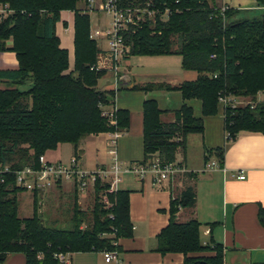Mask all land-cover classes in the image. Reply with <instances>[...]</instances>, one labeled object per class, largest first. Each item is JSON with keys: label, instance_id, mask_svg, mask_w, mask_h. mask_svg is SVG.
Returning <instances> with one entry per match:
<instances>
[{"label": "trees", "instance_id": "16d2710c", "mask_svg": "<svg viewBox=\"0 0 264 264\" xmlns=\"http://www.w3.org/2000/svg\"><path fill=\"white\" fill-rule=\"evenodd\" d=\"M79 1L83 0H0V5L13 11L0 22V53L11 50L18 61L16 70L0 71V79L10 84L0 90V164L13 172L28 166L38 168V158L59 144L77 146L86 136L123 132L129 127L126 110H116L114 126L102 116L101 107L113 104L114 92L96 88L105 72L92 69L99 49L91 38L89 16L77 11ZM149 1V9L156 15L123 33L129 49L126 56H181L183 69L195 71L198 77L177 90L185 101L199 100L204 117L218 113L219 94L255 101L257 94L264 92V14L233 21L232 9L222 12L207 0H119V4L144 7ZM256 3L264 8V0ZM61 11L75 12V58L69 73L67 51L60 48L55 34ZM9 40L10 49L6 45ZM252 104L221 106L224 130L230 136L227 142L241 131L264 135V102ZM160 114L155 101L143 104L141 162L157 155L164 163H173L177 149L185 147L186 137L203 133V120L195 118L187 105L173 124H161ZM224 151L217 150L219 167ZM4 179L0 184V262L15 253L22 254L26 264H58L57 253L119 252L113 242L132 236L126 191L108 196L113 207L107 211L98 202V194L108 186L97 182L96 203L86 227L82 225L87 214L75 203L71 228L57 229L46 226L35 210L31 218L20 219L16 194L21 191L14 186L15 175L7 174ZM195 202L191 187L171 202L170 222L158 235L156 250L183 254L184 264H224L220 245L201 243L198 221L178 223L175 219L179 208H193ZM110 213L113 219L108 217ZM259 221L264 226V208L259 210ZM209 251L214 255L194 256Z\"/></svg>", "mask_w": 264, "mask_h": 264}, {"label": "crops", "instance_id": "0c3cea01", "mask_svg": "<svg viewBox=\"0 0 264 264\" xmlns=\"http://www.w3.org/2000/svg\"><path fill=\"white\" fill-rule=\"evenodd\" d=\"M102 1L94 0L92 11L88 9L86 0L77 4V11L80 14H87L90 18V34L95 31L92 29L93 26L102 24L104 20L103 13L97 10ZM207 1L211 7L232 9L234 21L259 18L264 14V8L258 6L256 0ZM74 19L75 12L61 11L60 20L55 25L60 48L66 50L68 54L69 69L66 73L74 68ZM91 38L99 49L95 66L99 71L105 72L98 80L96 88L100 91L114 92L113 104L107 106L108 109L113 107L129 113V127L121 132L117 139V157L122 164L139 163L144 159L143 104L146 101L157 103L161 111L159 120L163 125L175 123L179 110L183 105H187L193 109L195 118L203 120L204 130L202 134L188 135L185 147L177 149L175 154V162L184 165L193 175L188 173L176 176L162 186L155 185L150 176L139 180L135 176L125 175L118 184L117 191L129 193V217L132 225V236L117 241L118 262L106 263L102 252H89L70 253V264H184L183 254H161L156 249L158 235L170 222L171 202L179 199L183 191L189 187L193 188L196 196L195 206L179 208L175 215L176 221L178 223L198 221L201 243L209 246L220 245L224 249V264H264V226L259 221V210L264 208V135L241 131L234 140L227 142L223 108L219 106L215 116L204 117L201 102L185 101L181 92L177 90L186 82L196 81L198 77L195 71L183 69L181 56L177 54L126 56L115 74L108 55L107 38ZM97 38L105 43V47L99 46ZM6 45L10 49L12 41L9 40ZM124 64L126 66L123 72H120L121 65ZM17 68L18 61L13 51L0 53V71H13ZM9 86L7 80L0 79V90ZM134 87H151V90H133ZM238 98L245 105L264 102V92L258 93L255 101L249 97ZM111 135L110 132L89 135L81 139L77 146L59 144L56 149L47 151L44 156L51 163H68L75 156L79 166L86 171L106 168L112 163V158L107 153ZM194 136H197L195 138H198L196 140L202 147L203 166L198 170L191 166L187 155L188 146ZM222 148L225 151L221 167L205 171L207 164L213 161L218 163L217 150ZM89 158L95 161L93 166L89 165ZM239 175H244L245 179H238ZM63 193L68 196L74 194L82 206L91 197L95 200L92 187L86 192H79L72 182H64L48 191L36 193V197L50 198ZM34 194L19 192L18 197L30 200ZM28 195L29 197H26ZM29 205L27 203L26 206ZM81 211L86 212V208L82 207ZM18 213L20 214V207ZM213 255L214 253L209 251L194 256ZM0 264H26V260L22 254H8Z\"/></svg>", "mask_w": 264, "mask_h": 264}, {"label": "built area", "instance_id": "2783aa9c", "mask_svg": "<svg viewBox=\"0 0 264 264\" xmlns=\"http://www.w3.org/2000/svg\"><path fill=\"white\" fill-rule=\"evenodd\" d=\"M88 9L90 11L94 8V0H86ZM151 2L149 1L144 7H122L119 0H103L97 7V10L109 17L110 21L106 29H96L92 32L91 37H105L108 40V55L112 62V69L117 74L121 61L126 57L129 49L124 43L123 33L131 27L134 29L147 19H154L156 12L150 10ZM227 7H222L221 11L224 12ZM13 14L8 5H0V22L8 19ZM92 69L99 70L97 66ZM219 104L222 107H241L243 104L238 97L222 96L219 94ZM248 105V104H246ZM244 104V106H246ZM251 107L254 105L250 103ZM102 116L108 121L111 126L116 125L115 108L108 109L107 106H102ZM121 132H113L108 142L107 153L112 158V163L109 167L99 168L95 171H86L79 166L78 159L73 156L68 164L51 163L44 155L38 158V168L31 166L13 172L8 165L0 164V184L4 182L5 175H15L14 186L21 192L40 193L48 191L64 182H72L79 192H86L89 187L94 189L97 182L102 185H107L108 189L98 194V202L102 207L110 211L113 207V202L109 199V195L117 191L118 184L122 181L125 175H132L139 180H144L151 177L154 184L162 186L170 179L190 173L181 163H164L158 156H152L145 162L122 164L117 157V139L120 137ZM226 141L230 140L229 133L225 135ZM176 141H180L177 138ZM217 162H211L205 166V171L218 169ZM238 179H245L244 175H239ZM110 219H113L112 214H108ZM110 236V235H107ZM112 237V236H110ZM113 246H117V241L113 242ZM106 263L118 262L119 252L103 251L102 252ZM41 256L39 255L38 258ZM54 258L58 264H70L69 253H57Z\"/></svg>", "mask_w": 264, "mask_h": 264}, {"label": "rangeland", "instance_id": "374dc122", "mask_svg": "<svg viewBox=\"0 0 264 264\" xmlns=\"http://www.w3.org/2000/svg\"><path fill=\"white\" fill-rule=\"evenodd\" d=\"M103 16V21L102 24H95L93 26V31L96 30L95 27H98L100 29H106V25L109 23L110 19L106 15L102 14ZM93 17H96V15H93ZM234 21V19H232ZM98 39V44L100 47H105V43ZM130 64V63H129ZM131 65V64H130ZM126 64L121 65L120 72H123V68H125ZM138 68V67H136ZM137 70V69H136ZM139 71L141 69H138ZM27 87L23 88L21 87V90H25ZM239 106H244V104H239ZM197 136H194V138H191V143L188 146V158L191 162V166L194 168H197V170L203 166V157H202V147L199 144V142L196 140L198 138H195ZM211 145H207L209 147ZM212 148V147H211ZM213 150L214 149H209ZM211 152V151H210ZM47 153V152H46ZM206 155L208 154L205 153ZM204 156V155H203ZM214 156V155H212ZM69 163V162H68ZM64 162V164H68ZM88 163L90 166H93L95 164V161L92 158L88 159ZM18 193L16 194V200L18 204V210L20 207V214L18 213V217L22 219V217H32L34 210L37 211V214L40 216L42 221L45 223L46 226L52 227V228H57V229H70L72 226V217H73V207L75 203L77 204L78 208L81 210V208H86V214H87V219L82 225V228H85L86 225L88 224V220H90L91 217V212L94 208L95 205V200L93 197L88 199V202L82 206L81 204L79 205L78 200L75 199L74 194H70L68 196L67 194H56L54 197L50 198H45L41 197L40 199H24L23 197H18ZM26 197H29L26 196ZM20 200V201H19ZM27 203L30 205L27 207ZM26 209V211H25ZM32 211V213H31ZM30 217V218H31ZM27 219V218H26Z\"/></svg>", "mask_w": 264, "mask_h": 264}]
</instances>
